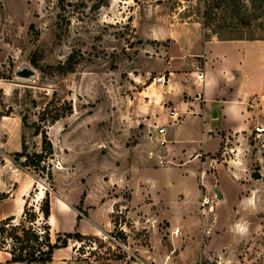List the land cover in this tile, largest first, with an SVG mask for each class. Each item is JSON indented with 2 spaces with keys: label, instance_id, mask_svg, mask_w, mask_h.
<instances>
[{
  "label": "rangeland",
  "instance_id": "374dc122",
  "mask_svg": "<svg viewBox=\"0 0 264 264\" xmlns=\"http://www.w3.org/2000/svg\"><path fill=\"white\" fill-rule=\"evenodd\" d=\"M207 1L0 0V221H20L28 202L38 212L48 190L52 241L86 235L69 239L46 264H264V97L252 100L261 123L244 150L230 137L218 153L226 166L244 164L250 179L249 204L223 226H215L214 174L207 189L200 174L147 156L157 147L156 125L168 123L169 72L182 68L169 61L188 49L167 33L191 35L182 25L202 24ZM242 1L258 18L244 25L231 7L213 10L224 28H205L207 36L264 35V0ZM258 62L251 59V71ZM57 113L63 116L52 121ZM42 131L54 147L44 172L14 155L23 143L30 154L41 152ZM10 259L0 249V264H37Z\"/></svg>",
  "mask_w": 264,
  "mask_h": 264
},
{
  "label": "crops",
  "instance_id": "0c3cea01",
  "mask_svg": "<svg viewBox=\"0 0 264 264\" xmlns=\"http://www.w3.org/2000/svg\"><path fill=\"white\" fill-rule=\"evenodd\" d=\"M182 28V32L187 33L188 30L191 35L184 38L170 31L167 33L173 43L181 42L188 49L185 56L171 57L169 63L181 64L182 68L181 71L169 72L168 84L162 93L163 101L168 103V110L174 108L178 118L175 121L167 111V125L163 122L158 125L166 126L168 143L165 147L158 144L159 136L155 127L153 138L157 147L147 152V156L150 152L163 155L172 161L169 164L184 168L191 175L200 174L201 184L207 189L214 174L217 181L215 192L221 195L215 211V226L218 228L228 221L235 208L249 204L250 198L244 194L250 186L245 165L235 163L226 166L219 163L218 153L222 145L233 137L239 149L244 150L251 128L261 123L258 117L255 119L252 116L256 112L252 109V100H262L264 97V72L261 65L264 50L261 51V46L256 45L259 39L252 41L207 36L204 26L199 22L187 23ZM253 57L259 62L251 71L250 61ZM211 166L216 170L214 173L210 171ZM257 171L260 177L255 176ZM253 176L256 179L262 177L261 166L253 171ZM227 215L228 218H225ZM81 219L76 220L79 222ZM52 220L51 213L50 222ZM212 239L217 242L220 237Z\"/></svg>",
  "mask_w": 264,
  "mask_h": 264
},
{
  "label": "trees",
  "instance_id": "16d2710c",
  "mask_svg": "<svg viewBox=\"0 0 264 264\" xmlns=\"http://www.w3.org/2000/svg\"><path fill=\"white\" fill-rule=\"evenodd\" d=\"M207 1V0H206ZM233 8V15L244 25H249L252 19L258 18V15L248 14V8L246 2L242 0H209L207 5L205 4L206 10L203 12L202 24L204 28L216 27L215 33H220L224 28L223 25L217 23L216 11L223 8ZM215 15V17H214ZM231 23H226L225 26L233 27ZM220 39H264V35L250 34V36L242 37H219ZM60 114L53 115L52 121L58 120ZM42 131L44 135L43 149L41 152H34L30 154L27 152V147L23 143V151L16 152L14 155L18 158L24 157L25 161L23 166L28 169H34L36 171H50L49 158L54 154L53 144L48 137L47 133ZM40 134L39 127L37 133ZM50 175V172H49ZM52 175V174H51ZM52 178V177H51ZM53 179V178H52ZM4 196L0 195V200ZM52 213L51 205V193L46 190L45 196L40 204V210L37 212L34 206H30L28 202L24 207L22 219L16 221L14 215L8 216L7 218L0 221V249L7 250L11 254L10 261L12 262H27L46 264L53 260L54 253L57 249L67 247L69 239L75 238L81 240L86 235L83 233L67 232L65 233L66 238H62L61 235L57 237L56 241L53 242L51 238V225L49 219ZM80 216H78V219ZM43 221L41 226H36L38 221Z\"/></svg>",
  "mask_w": 264,
  "mask_h": 264
},
{
  "label": "built area",
  "instance_id": "2783aa9c",
  "mask_svg": "<svg viewBox=\"0 0 264 264\" xmlns=\"http://www.w3.org/2000/svg\"><path fill=\"white\" fill-rule=\"evenodd\" d=\"M158 80H163V83H165V77H159ZM168 113H169L171 118H173L175 121H177V118H178L177 114L178 113L176 112V110L174 108H172V107L169 108ZM156 129H157V134L159 136V138L157 139V142L161 147H165L166 144L168 143V139L166 137V133H167L166 126L165 125H162V126L156 125ZM260 132H262V130ZM157 162L160 165H166V164L172 163V161L168 160L163 155H160ZM204 204L205 205L208 204L207 201ZM179 231H180V229L177 228L175 232L178 233Z\"/></svg>",
  "mask_w": 264,
  "mask_h": 264
},
{
  "label": "water",
  "instance_id": "95a60500",
  "mask_svg": "<svg viewBox=\"0 0 264 264\" xmlns=\"http://www.w3.org/2000/svg\"><path fill=\"white\" fill-rule=\"evenodd\" d=\"M25 76H33V74H34V71L33 70H31L30 68H25L24 70H22L21 71ZM255 176L256 177H260L261 176V174L257 171V172H255ZM217 196L220 198V193L219 192H217Z\"/></svg>",
  "mask_w": 264,
  "mask_h": 264
},
{
  "label": "bare ground",
  "instance_id": "6f19581e",
  "mask_svg": "<svg viewBox=\"0 0 264 264\" xmlns=\"http://www.w3.org/2000/svg\"><path fill=\"white\" fill-rule=\"evenodd\" d=\"M157 80V79H156Z\"/></svg>",
  "mask_w": 264,
  "mask_h": 264
}]
</instances>
